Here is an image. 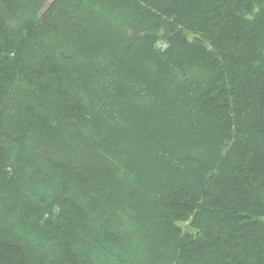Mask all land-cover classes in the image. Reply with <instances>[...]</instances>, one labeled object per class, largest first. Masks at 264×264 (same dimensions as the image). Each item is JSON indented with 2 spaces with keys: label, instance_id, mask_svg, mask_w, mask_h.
Returning a JSON list of instances; mask_svg holds the SVG:
<instances>
[{
  "label": "trees",
  "instance_id": "trees-1",
  "mask_svg": "<svg viewBox=\"0 0 264 264\" xmlns=\"http://www.w3.org/2000/svg\"><path fill=\"white\" fill-rule=\"evenodd\" d=\"M0 264H264V0H0Z\"/></svg>",
  "mask_w": 264,
  "mask_h": 264
},
{
  "label": "rangeland",
  "instance_id": "rangeland-1",
  "mask_svg": "<svg viewBox=\"0 0 264 264\" xmlns=\"http://www.w3.org/2000/svg\"><path fill=\"white\" fill-rule=\"evenodd\" d=\"M45 9V8H44ZM192 37H190V39H191Z\"/></svg>",
  "mask_w": 264,
  "mask_h": 264
}]
</instances>
